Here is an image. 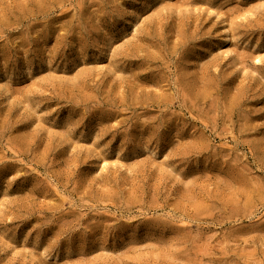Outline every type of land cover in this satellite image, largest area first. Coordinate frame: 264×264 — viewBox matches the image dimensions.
I'll return each instance as SVG.
<instances>
[{"label":"rangeland","instance_id":"1","mask_svg":"<svg viewBox=\"0 0 264 264\" xmlns=\"http://www.w3.org/2000/svg\"><path fill=\"white\" fill-rule=\"evenodd\" d=\"M0 264H264V0H0Z\"/></svg>","mask_w":264,"mask_h":264}]
</instances>
